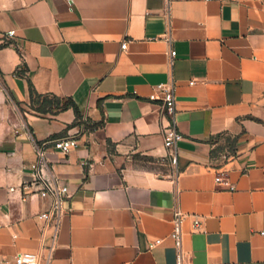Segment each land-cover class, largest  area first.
I'll list each match as a JSON object with an SVG mask.
<instances>
[{
    "label": "crops",
    "instance_id": "crops-1",
    "mask_svg": "<svg viewBox=\"0 0 264 264\" xmlns=\"http://www.w3.org/2000/svg\"><path fill=\"white\" fill-rule=\"evenodd\" d=\"M31 87L82 121L38 113ZM78 133L48 156L71 194L56 231L38 219L51 200L34 195L35 148ZM178 208L189 263L264 264V0H0V260L175 264Z\"/></svg>",
    "mask_w": 264,
    "mask_h": 264
},
{
    "label": "built area",
    "instance_id": "built-area-1",
    "mask_svg": "<svg viewBox=\"0 0 264 264\" xmlns=\"http://www.w3.org/2000/svg\"><path fill=\"white\" fill-rule=\"evenodd\" d=\"M170 3L172 0H160ZM208 1V0H207ZM15 31H10L7 35L9 39L14 38ZM128 42L125 41L121 45V50H126ZM174 54L170 53V64L173 63ZM194 84V83H191ZM161 94L160 108L163 116L169 121V127L165 131L166 146L170 150L171 162L175 165L177 162V148L178 143L182 140V136L178 133L176 128V115H177V102L175 96V88L173 84H161L157 87ZM87 130L86 120L83 121L81 132ZM80 133L77 135H69L63 139H57L52 141H46L38 143L36 145V158L32 163L31 169L33 173L32 185L36 187L34 195L40 198H49L51 200V207L48 211H44L38 215V219L42 222H51L54 224L57 231L60 224L61 215L66 213L65 203L71 198L70 189L66 185H63L59 180L48 173L49 169V152L54 150L64 156H67L73 149L79 145ZM218 184H223L221 177L216 179ZM226 185L232 189L228 183ZM11 192L15 189L11 188ZM185 219L184 213L178 208L175 211L173 219V230L170 238L173 241L176 263L175 264H192L186 259V252L184 249V233H183V221ZM199 221L194 222V228L198 229ZM3 225H0L2 228ZM264 236V231L261 232ZM37 256L30 253H19L16 255L10 264H37ZM0 264H5L0 260Z\"/></svg>",
    "mask_w": 264,
    "mask_h": 264
},
{
    "label": "trees",
    "instance_id": "trees-1",
    "mask_svg": "<svg viewBox=\"0 0 264 264\" xmlns=\"http://www.w3.org/2000/svg\"><path fill=\"white\" fill-rule=\"evenodd\" d=\"M31 103L32 107L41 114H48L53 112L65 111L73 109L77 120L82 121L79 109L75 101L71 98L61 99L56 96L40 95L33 87H31Z\"/></svg>",
    "mask_w": 264,
    "mask_h": 264
}]
</instances>
